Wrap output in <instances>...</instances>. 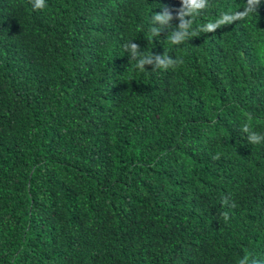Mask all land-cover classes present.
<instances>
[{
  "label": "trees",
  "instance_id": "obj_1",
  "mask_svg": "<svg viewBox=\"0 0 264 264\" xmlns=\"http://www.w3.org/2000/svg\"><path fill=\"white\" fill-rule=\"evenodd\" d=\"M203 4L0 0V264H264V0Z\"/></svg>",
  "mask_w": 264,
  "mask_h": 264
},
{
  "label": "clouds",
  "instance_id": "obj_2",
  "mask_svg": "<svg viewBox=\"0 0 264 264\" xmlns=\"http://www.w3.org/2000/svg\"><path fill=\"white\" fill-rule=\"evenodd\" d=\"M46 4L47 0H33L32 6L34 9H43ZM203 6V0H199L198 3H194V0H181V7L176 12V19L179 21L176 25L171 23L174 18L172 12L162 7L161 11L152 12L150 15L148 32L154 38L158 37L163 30L170 29L166 38L172 45H177L192 36L191 18L196 14V9ZM132 41L133 39L126 41L123 48L124 52L130 56V61H135V69L138 72L146 71V65H152V69L167 70L181 63L179 58L169 56L165 52L163 54L145 53ZM242 131L246 133V138L250 145L264 143V134L249 129L247 124L242 126ZM236 264H250V261L247 256L242 255L236 261Z\"/></svg>",
  "mask_w": 264,
  "mask_h": 264
}]
</instances>
